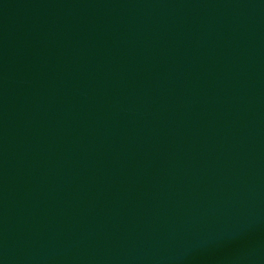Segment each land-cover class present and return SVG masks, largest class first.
I'll return each mask as SVG.
<instances>
[{
	"label": "water",
	"instance_id": "95a60500",
	"mask_svg": "<svg viewBox=\"0 0 264 264\" xmlns=\"http://www.w3.org/2000/svg\"><path fill=\"white\" fill-rule=\"evenodd\" d=\"M0 264H264V0H0Z\"/></svg>",
	"mask_w": 264,
	"mask_h": 264
}]
</instances>
